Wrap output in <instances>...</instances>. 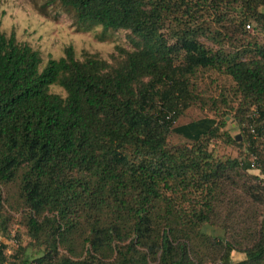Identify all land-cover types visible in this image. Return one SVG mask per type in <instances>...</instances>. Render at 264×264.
I'll use <instances>...</instances> for the list:
<instances>
[{"label": "trees", "instance_id": "1", "mask_svg": "<svg viewBox=\"0 0 264 264\" xmlns=\"http://www.w3.org/2000/svg\"><path fill=\"white\" fill-rule=\"evenodd\" d=\"M53 1L82 27L128 31L137 42L116 48L115 64L77 60L67 47L41 67L36 50L0 32V187L17 184L22 227L44 247L20 264H203L206 244L215 264H264V180L250 173L264 176V43L246 29L252 22L264 38V0ZM205 14L226 24V51L198 42ZM197 70L229 78L243 136L225 143L244 154L215 161L201 141L224 121L174 126ZM169 134L193 146L168 148ZM8 222L0 193V237ZM216 223L224 237L201 229ZM231 252L244 259L232 263Z\"/></svg>", "mask_w": 264, "mask_h": 264}, {"label": "rangeland", "instance_id": "2", "mask_svg": "<svg viewBox=\"0 0 264 264\" xmlns=\"http://www.w3.org/2000/svg\"><path fill=\"white\" fill-rule=\"evenodd\" d=\"M225 25V23L218 25L212 22L210 16L205 14L204 21L196 24L197 31L204 33L198 32V42L212 51L218 48L226 51L227 46L224 45V41L227 40L223 39V35L227 34ZM249 25L247 35L260 44L264 43L262 34L258 30L252 31L254 27L252 22ZM0 32L5 35L12 32L18 42L25 43L36 50L41 58V67L48 58L62 57L67 47H71L74 58L77 60H81L82 55L87 53L96 54L107 63L115 64L122 58V55H117L116 48L130 51L133 49V42H137V39L128 31L102 30L99 26L87 28L78 25L73 14L53 0H0ZM231 46H235V41H232ZM49 89L51 93L64 97V92L59 87L51 86ZM188 91L192 99L191 104L181 113L174 126H182L200 119H212L218 123L224 121V126L219 128L216 136L203 138L201 141L206 143L215 161H223L226 157L235 158L238 154H244L243 149L241 150L237 144L225 143L228 136L240 137V134L243 136L232 119L236 99L232 94L233 87L229 78L211 70H197L188 77ZM258 142L264 145V136H261ZM166 144L168 148L174 149L193 146L192 142L176 134H169ZM0 193L3 200V213L9 218L8 231L6 235L0 237L7 242L6 256L12 258L15 254L16 257L13 259L17 260L18 264L22 255L27 259L40 256L44 247L35 244L22 227L25 210L17 199V184L1 186ZM219 225L216 223L201 229L211 238L224 237ZM72 238L74 248L80 251L82 238L78 235ZM208 247L209 245L206 244L199 248L202 252V263L215 264L212 261L215 253ZM58 252L65 254L62 247L58 248ZM229 257L232 263L244 259L243 254L236 252H231Z\"/></svg>", "mask_w": 264, "mask_h": 264}, {"label": "crops", "instance_id": "3", "mask_svg": "<svg viewBox=\"0 0 264 264\" xmlns=\"http://www.w3.org/2000/svg\"><path fill=\"white\" fill-rule=\"evenodd\" d=\"M250 173L253 174V175H255V176H258L259 178H261V179L264 180V176L259 175V172L257 170H251ZM0 244H3V245L6 246L7 245V242L4 239L1 238L0 239ZM5 252H4V254H5V262L2 263V264H10L9 261H10L11 258H9L8 256H6V254L8 253V251L6 250V248H5Z\"/></svg>", "mask_w": 264, "mask_h": 264}, {"label": "built area", "instance_id": "4", "mask_svg": "<svg viewBox=\"0 0 264 264\" xmlns=\"http://www.w3.org/2000/svg\"><path fill=\"white\" fill-rule=\"evenodd\" d=\"M246 29H249V27H248V26H246ZM250 133H253V131H252V130H250ZM9 262H11V260H10Z\"/></svg>", "mask_w": 264, "mask_h": 264}, {"label": "water", "instance_id": "5", "mask_svg": "<svg viewBox=\"0 0 264 264\" xmlns=\"http://www.w3.org/2000/svg\"><path fill=\"white\" fill-rule=\"evenodd\" d=\"M235 138H236L237 140L239 139V137H237V136H236Z\"/></svg>", "mask_w": 264, "mask_h": 264}]
</instances>
